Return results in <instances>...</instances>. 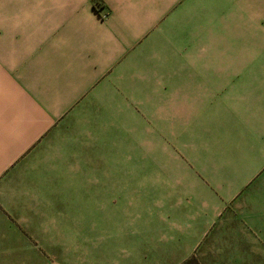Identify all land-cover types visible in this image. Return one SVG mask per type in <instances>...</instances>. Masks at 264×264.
Segmentation results:
<instances>
[{
	"label": "crops",
	"instance_id": "0c3cea01",
	"mask_svg": "<svg viewBox=\"0 0 264 264\" xmlns=\"http://www.w3.org/2000/svg\"><path fill=\"white\" fill-rule=\"evenodd\" d=\"M213 1L0 0V264L66 258L36 249L57 240L38 227L81 226L84 179L135 168L156 178L155 245L93 264H163L205 241L261 255L264 0L197 43Z\"/></svg>",
	"mask_w": 264,
	"mask_h": 264
},
{
	"label": "rangeland",
	"instance_id": "374dc122",
	"mask_svg": "<svg viewBox=\"0 0 264 264\" xmlns=\"http://www.w3.org/2000/svg\"><path fill=\"white\" fill-rule=\"evenodd\" d=\"M208 6L205 9L210 10H205V14H211V17L206 16L203 18V29L199 27V19H197L195 35L197 43L203 41L204 34L202 32L208 25L220 27L227 23L229 27L235 26L237 20L235 10L240 9L242 6L245 9H251V1L219 0L209 2ZM224 15H227V17L225 18ZM261 45H264V43H261ZM256 52L254 51V53ZM258 53L260 58L258 60L254 58L255 61H258V64L254 66L253 72L264 74V50H259ZM245 72L248 73L249 71ZM134 170L137 171H133L134 175L131 177L97 179L98 184L96 187L98 188L90 186L91 182H95L96 179H84V192L80 194V205L84 208L81 226L75 223L72 224L75 221L69 218L67 226L38 227L46 232L53 233L57 240L51 243L36 242L37 250L49 246L52 250H57L58 253L63 251L67 253L64 255L66 258L53 256L50 259V264H67V261L75 260L71 257H78L83 264H93L95 261L108 258L117 244L122 246L131 244L138 247L142 245L147 249H150L152 244L155 245L153 242L155 240L149 238L155 234L157 220L155 215L156 178L135 176L139 174V169L135 168ZM68 213L70 215L72 210L69 209ZM65 233L68 237L64 235ZM2 244L4 249H10L12 246L10 243ZM18 244L21 248L22 243ZM163 244L166 247L172 243L164 242ZM226 244L210 241L198 243L194 251L188 252V257L166 256L175 252L165 249L163 264H264V243L260 244L261 255L254 257L222 256L227 252L226 250L222 251L221 246ZM174 245L179 246V253L182 254L185 253L184 248L186 245L188 246V243H175Z\"/></svg>",
	"mask_w": 264,
	"mask_h": 264
}]
</instances>
